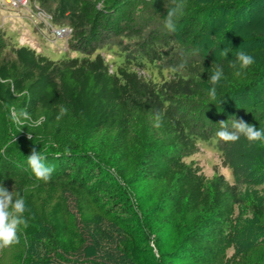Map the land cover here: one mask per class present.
I'll list each match as a JSON object with an SVG mask.
<instances>
[{"label": "trees", "instance_id": "trees-1", "mask_svg": "<svg viewBox=\"0 0 264 264\" xmlns=\"http://www.w3.org/2000/svg\"><path fill=\"white\" fill-rule=\"evenodd\" d=\"M35 1L54 23L73 27L68 47L83 54L51 59L12 41L0 28V183L18 176L22 169L35 178L27 165L35 147L46 157V164L55 166L50 181L37 180L39 186L58 184L77 195L108 196L107 212L133 221L137 214L125 187L148 180L158 187L152 189L155 199L148 207V222L157 233L167 226L171 229L168 256L188 257L194 264H217L225 258V249L236 246L237 251L225 259L231 263L246 260V252L253 248L244 252L236 244L235 208L250 187L264 196V168L249 181L234 166L236 178L229 183L222 173L207 179L197 165L181 156L190 155L199 141L225 153L232 142L216 136L221 120H228L230 127L236 116L256 126L264 118L262 102L254 100L264 94V72L256 62L237 77L229 67L234 57L207 61L194 55L184 41L166 31L164 20L145 9L151 3L158 12L165 7L163 0H141L145 5H138V0ZM184 2L177 26L200 40L209 31L218 4L195 7L192 0ZM104 44L116 45L122 55L118 63L96 51ZM260 57L264 62V52ZM213 62L225 74L217 85L215 101L207 94ZM247 94H251L248 116L242 104ZM60 105L68 113L56 120ZM22 109L32 120L21 129L11 117ZM157 110L163 116L159 128L154 126ZM101 132L109 133L108 140ZM102 150L113 159L122 183L95 161ZM249 209L257 215L264 213L263 206L252 200ZM28 227H20L19 239ZM35 232H29L27 247L32 251L41 242L33 237ZM135 233L131 235L134 240ZM41 235L46 246H61L62 233L56 224L43 225ZM261 260L255 263H264ZM13 262L24 264L23 254L18 252ZM0 264H4L1 256Z\"/></svg>", "mask_w": 264, "mask_h": 264}, {"label": "rangeland", "instance_id": "rangeland-1", "mask_svg": "<svg viewBox=\"0 0 264 264\" xmlns=\"http://www.w3.org/2000/svg\"><path fill=\"white\" fill-rule=\"evenodd\" d=\"M172 1L163 0L165 7L158 12L154 11L151 3L145 5L138 0V5H145L148 12H154L164 20ZM192 3L195 7L218 4L216 16L209 20V31L200 40L192 39L177 26L174 34L186 43L185 46L194 55L207 61L222 60L225 58L220 55L223 49H230L227 57L234 58L236 52L242 50L252 55L258 69L264 72V62L260 57L264 52V0H192ZM28 4L41 7L35 0H28ZM41 27V30L34 27L32 20L25 16L23 7L15 9L0 0V28L12 41L28 45L51 59L83 54L78 48L67 47L63 38L54 40L50 27L46 28L42 24ZM96 51H101L114 64L122 59L115 44H104ZM250 95L247 94L242 102L247 116L251 109ZM254 100L262 102L260 109L264 110V94ZM256 127L264 128V118L259 120ZM100 136L108 140L109 133L101 132ZM211 146L199 141L190 155H182L181 158L197 165L207 179L222 173L229 183H233L236 178L235 170L232 169L234 166L242 171L243 174L240 173L239 176L244 175L249 181H254L261 172L259 170L264 168V143L250 144L241 137L232 142L225 153ZM39 148L45 150L42 146ZM103 150L98 153L95 161L108 170L115 182L122 183L115 171L113 159ZM109 181L113 182L111 178ZM262 184L264 185V181ZM3 185L9 191L14 186V190L23 196L28 209L24 215L31 225L30 229L27 224L28 228L21 235L19 243L0 250L4 264H14V257L18 252L24 256V264H194L188 257L168 256L173 236L168 226L157 233L149 225L148 207L155 199L152 189H158L151 181L142 179L133 187H125L131 206L137 214L133 221L125 216L119 218L108 213L107 208L111 203L108 196L101 194L95 198L77 195L58 184L39 186L38 181L26 169L20 170L16 177H7ZM242 197L243 203L235 208L238 215L235 240L241 251L253 248L246 252L250 259H234L232 263L227 261L225 258L237 251L235 246L225 249V258L219 259L217 264H256L259 257L264 262V213L257 215L249 209L251 200L261 204L264 209V196L250 187L242 192ZM50 223L56 224L62 233L58 239L61 246L57 248L46 246L41 235L43 225ZM30 230H35L33 237L41 241L39 248L33 251L27 247ZM132 231L136 232L135 240L131 237Z\"/></svg>", "mask_w": 264, "mask_h": 264}, {"label": "clouds", "instance_id": "clouds-1", "mask_svg": "<svg viewBox=\"0 0 264 264\" xmlns=\"http://www.w3.org/2000/svg\"><path fill=\"white\" fill-rule=\"evenodd\" d=\"M174 6L168 7L166 15L164 17V27L169 33H175L177 31V23L183 15L185 2L184 0H173ZM230 49L225 48L220 51L222 57H227ZM254 57L245 51L239 50L236 52L235 59L229 60V67L233 69V75L239 77L244 70L254 64ZM185 64L182 63L180 68L183 69ZM225 78L224 70L221 65L212 63L211 75L208 77L211 87L208 90V96L210 100L215 101L217 99V85L222 79ZM68 109L60 105L59 112L56 116V120L62 119L67 115ZM12 120L24 127L25 121H31V114L22 109L18 114L13 112ZM45 119L44 117L40 118ZM162 113L157 110L154 113V126L159 128L162 124ZM33 123H39L34 121ZM219 130L216 132V136L219 140L224 142H236L241 137H244L250 144L261 142L264 143V128L256 127L253 124L246 122L243 118L232 116L231 126L229 127L228 120H221L217 123ZM32 139L31 135L28 137ZM67 153V150H66ZM46 157L38 151L35 147L32 148L30 154L27 156V165L38 181L48 182L52 177V173L55 170L54 165H48L45 163ZM28 211L25 203V199L20 193L14 190L9 191L4 187L3 183H0V250L8 248L14 244L19 243V230L21 226L27 227V219L25 218V212Z\"/></svg>", "mask_w": 264, "mask_h": 264}, {"label": "built area", "instance_id": "built-area-1", "mask_svg": "<svg viewBox=\"0 0 264 264\" xmlns=\"http://www.w3.org/2000/svg\"><path fill=\"white\" fill-rule=\"evenodd\" d=\"M11 6L28 7V0H6ZM29 9V8H28ZM29 16L34 20L42 22L46 27L52 29V33L57 37H63L64 39L69 38L72 35L73 27L71 25H58L55 26L52 23L51 14L45 12L38 5L33 6V9H29Z\"/></svg>", "mask_w": 264, "mask_h": 264}]
</instances>
